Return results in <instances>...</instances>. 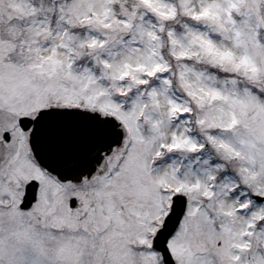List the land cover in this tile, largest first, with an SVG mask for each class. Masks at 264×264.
Segmentation results:
<instances>
[{"label": "snow or ice", "instance_id": "obj_1", "mask_svg": "<svg viewBox=\"0 0 264 264\" xmlns=\"http://www.w3.org/2000/svg\"><path fill=\"white\" fill-rule=\"evenodd\" d=\"M0 264H264V0H0Z\"/></svg>", "mask_w": 264, "mask_h": 264}]
</instances>
